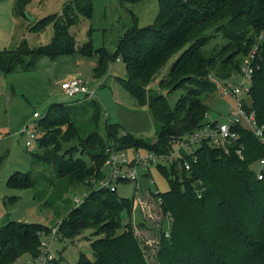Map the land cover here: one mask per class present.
I'll list each match as a JSON object with an SVG mask.
<instances>
[{
  "label": "trees",
  "instance_id": "trees-1",
  "mask_svg": "<svg viewBox=\"0 0 264 264\" xmlns=\"http://www.w3.org/2000/svg\"><path fill=\"white\" fill-rule=\"evenodd\" d=\"M28 1H15V13H23ZM157 6L153 21L142 26L128 10L130 25L114 37L113 51L95 46L92 39L77 46L69 29L91 17L93 0H65L59 11L36 20L30 27L34 30L53 26L49 43L33 48L22 42L0 51V70L6 73L41 57L77 54L96 57L92 76L100 78L112 61L122 60L125 75L115 78L157 125L156 139L147 142L116 122L102 121L100 105L93 99L89 105L50 104L31 124L38 143L32 160L50 167L64 190L79 184L89 190L57 223H3L0 264H14L25 253L34 257L54 225L55 237L70 239L91 229L94 258L79 249L74 264H264V175L258 178L250 168L264 156V147L246 128L233 126L237 142L228 151L202 141L174 162H156L168 182L164 191H147L160 213L156 229L145 224L144 217L132 224L133 197L95 184L104 175L108 147L166 154L176 138L204 126L208 105L201 95L217 91L215 79L234 82L232 76L251 55L250 107L257 122L264 124V0H157ZM174 54L169 71L159 81V87L184 89L171 107L165 95L148 85ZM67 143L72 144L62 149ZM240 145L242 157L235 149ZM2 160L0 153V166ZM120 181L127 180L116 182ZM35 182L29 172L16 170L5 184L26 188ZM146 230L155 233L152 243L144 236Z\"/></svg>",
  "mask_w": 264,
  "mask_h": 264
},
{
  "label": "rangeland",
  "instance_id": "rangeland-1",
  "mask_svg": "<svg viewBox=\"0 0 264 264\" xmlns=\"http://www.w3.org/2000/svg\"><path fill=\"white\" fill-rule=\"evenodd\" d=\"M15 1L17 0H0V51L16 48L22 42L33 48L49 43L53 35V26L49 25L42 30H34L30 27L39 18L59 11L65 0H29L24 5L23 13L19 11L15 13ZM131 1L93 0L91 17L82 18L80 22L69 28L75 36L76 45L80 46L88 39H92L95 46L103 45L108 51H113L114 37H118L130 25L129 9L137 14V18L139 16V24L153 21L155 0H133V3ZM175 57L176 54L165 62L148 85L165 95L171 107L184 89L159 87V81L166 76ZM89 60L96 63V57L86 58L77 54L60 55L54 59L41 57L28 67H21L22 64H18L7 73L0 70V153L3 155L0 166V178H2L0 191L5 193V196L0 197V226L7 220L21 219L50 225L57 223L74 205V197L82 199L84 193L89 190L82 184L64 190L56 182L57 177L50 167L32 160V152L38 150V143L32 138L31 143L26 145V135L22 130L28 124L31 126L36 120L32 115L34 110L41 115L52 103L89 105L88 103L93 99L100 105L102 121L116 122L121 129L147 142H154L156 139L157 125L151 119L148 110H143L137 115L131 112L129 107L134 106V99L115 78L116 75L124 77V62L112 61L108 74L92 79L93 65ZM76 72V75L87 80L86 84L90 92L87 98L83 97L84 93L69 96L60 87L64 75ZM238 78L237 73L231 80L235 82ZM201 98L208 105L205 117L207 121L214 119L227 121L228 109L234 104V99L229 94L221 97L214 90L202 94ZM71 144H64L62 149ZM133 151L132 148L125 151L128 159L133 157ZM138 151L140 154L147 153L144 148H139ZM16 170L29 172L36 180L35 185L26 188L7 187L3 177L7 179ZM135 171L136 180L116 182V193L123 197H133L132 224L141 221L144 217L145 224L156 229L159 226L160 213L155 207L153 197L147 191L167 189L166 176L158 170L154 162L147 168L137 164ZM90 232L91 229H85L74 239L56 236L51 240L50 252L61 255L68 264L75 263L79 249L93 259L89 246L93 239ZM145 232L144 236H147L152 243L151 234L155 235V233L149 230ZM43 239L49 240L48 237ZM29 258V254L25 253L17 258L14 264H22Z\"/></svg>",
  "mask_w": 264,
  "mask_h": 264
},
{
  "label": "built area",
  "instance_id": "built-area-1",
  "mask_svg": "<svg viewBox=\"0 0 264 264\" xmlns=\"http://www.w3.org/2000/svg\"><path fill=\"white\" fill-rule=\"evenodd\" d=\"M252 57L251 55L245 59L239 67V78L236 82L215 79L217 93L221 97L229 94L234 99V104L228 109L227 121H220L218 119L209 120L204 126L176 138L173 150L166 154H156L151 151H148L146 154H140L135 151L133 157L128 159L125 150H113L112 147H108L107 151H109V154L104 162V175L95 181L96 186L110 188L111 190L116 189V181L120 179L127 181L136 180L135 166L137 164L147 168L152 162H174L183 157L184 153H190L202 141H205L210 146L220 147L228 151L231 148L230 146H235V142H237L238 134L233 129V126H241L249 130L264 147V124L257 122L255 112L250 107L251 103L248 96L251 76L254 70ZM86 82L85 78L75 75L65 78L60 82V87L69 96L78 93L90 94ZM39 116L40 113L38 111L33 112L34 118ZM22 131L26 135L25 144L29 145L31 139L35 137L33 128L30 125H26ZM240 148L241 145L235 149L239 156L242 157ZM192 157L194 159V156ZM183 163L185 168L189 167L187 160H183ZM250 168L255 171L258 178H261L264 175V156L253 162ZM73 201L78 204L81 202V199L74 197ZM56 232L57 225H54L49 230V240L45 241L43 237L38 253L22 264H62L57 255L50 252V243L52 238L55 237Z\"/></svg>",
  "mask_w": 264,
  "mask_h": 264
},
{
  "label": "crops",
  "instance_id": "crops-1",
  "mask_svg": "<svg viewBox=\"0 0 264 264\" xmlns=\"http://www.w3.org/2000/svg\"><path fill=\"white\" fill-rule=\"evenodd\" d=\"M133 1V0H132ZM131 1V3H133ZM128 3V2H127ZM154 6H155V11H154V13H153V16H156V13H157V9H158V6H157V0H155V4H154ZM130 10V9H129ZM132 11V10H131ZM133 12V11H132ZM156 12V13H155ZM134 13V12H133ZM135 16H137V14H135ZM137 18V17H136ZM138 19H139V16H138V18H137V24L139 25V26H142V25H145V24H148V23H150V22H147V23H144V24H139L138 23ZM90 61V60H89ZM91 62V65H93L92 66V69H91V75L93 74V67L95 66V61H93V60H91L90 61ZM77 74V72L76 73H67L66 75H64L63 76V79H65V78H67V77H71V76H75ZM108 74V73H107ZM80 76V75H79ZM94 77L92 76V79H93ZM62 80V79H61ZM116 100V99H115ZM116 103L117 104H120L118 101H116ZM133 105L134 106H130L129 107V110L131 111V112H133V113H135V115H137V114H139L141 111H143V110H146V107L145 106H135V104L133 103ZM34 112V111H33ZM33 112H32V115H33ZM0 179H2V178H0ZM3 182L5 183L6 182V177H3ZM6 185V184H5ZM3 192V193H2ZM2 193V194H1ZM5 193H4V191H0V197H1V195H4ZM5 196V195H4ZM20 219V218H19ZM21 221H24L23 219H21ZM48 225H50V224H48ZM62 259H63V257H62ZM68 263V262H67Z\"/></svg>",
  "mask_w": 264,
  "mask_h": 264
},
{
  "label": "water",
  "instance_id": "water-1",
  "mask_svg": "<svg viewBox=\"0 0 264 264\" xmlns=\"http://www.w3.org/2000/svg\"><path fill=\"white\" fill-rule=\"evenodd\" d=\"M87 96H88V94H87V93H85V94H84V97H87ZM24 222H26V221H24Z\"/></svg>",
  "mask_w": 264,
  "mask_h": 264
}]
</instances>
